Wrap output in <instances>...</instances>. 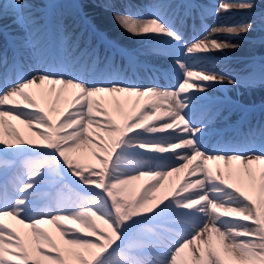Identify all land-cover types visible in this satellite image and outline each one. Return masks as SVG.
<instances>
[{
	"label": "snow or ice",
	"instance_id": "snow-or-ice-1",
	"mask_svg": "<svg viewBox=\"0 0 264 264\" xmlns=\"http://www.w3.org/2000/svg\"><path fill=\"white\" fill-rule=\"evenodd\" d=\"M100 6L128 35L158 42L154 51L173 60L175 83L129 82L135 50L119 62L85 58L66 33L59 46L45 45L33 0H0V18L12 14L35 57L26 65L14 52L10 61L0 47V264H264V123L205 145L209 91L264 87V62L239 78L210 67L215 53L240 47L220 37L246 36L256 20L214 25L189 41L169 15L172 0H155L147 13L133 0ZM255 7L256 0H218L215 12ZM12 120L36 129L39 140L24 138ZM83 146L99 167L80 162ZM143 177L151 179L139 194H125ZM49 224L59 241L42 227Z\"/></svg>",
	"mask_w": 264,
	"mask_h": 264
},
{
	"label": "bare ground",
	"instance_id": "bare-ground-1",
	"mask_svg": "<svg viewBox=\"0 0 264 264\" xmlns=\"http://www.w3.org/2000/svg\"><path fill=\"white\" fill-rule=\"evenodd\" d=\"M57 0H45V2H40V0H33V7L31 8V12L35 14L40 20H43V9H39V7L43 5H47L50 3H55ZM60 1V0H59ZM101 2V0H97ZM136 4H139L144 10L145 13L152 11L151 5L155 2V0H133ZM218 2V0H216ZM203 3H206V0H203ZM84 4V3H83ZM210 6L213 8V11L209 14L210 18L207 20V25L206 27L209 28L214 25H235L242 23L248 19H254L257 22V30L249 33L246 36H241L239 38H232V37H225L221 36V39H232L233 42H238L240 44V47L236 50H228L224 52H218L215 53L214 55H223L224 58H236V57H242V56H249L252 54H258V53H264V33L259 31L260 28V17L264 16V0H256V7L252 11H232L228 13H220L219 15L216 14L215 12V4L210 2ZM86 14L90 18L89 22L91 26L94 29L100 30L104 36L109 39L112 42H118V40L128 43L132 42L131 45H128L127 47L133 46L137 43L144 42V41H149V40H140L137 39L136 37L130 36L127 33H125L115 22V20L112 18V14L110 11L106 10L105 8L95 10L91 7H88L87 5L84 4ZM52 9L54 11V16L55 18L58 19L55 29H56V35L58 38H60L61 43L66 39L65 33L67 34L68 37H72L80 26H82V23L80 20H77V15L75 14V10L73 8V5H67V4H58L57 6H52ZM261 10V11H260ZM27 11V10H26ZM176 26L181 29L182 31V24L183 22L178 23L177 21H174ZM0 27L2 29V32L4 34H7L9 37L13 38L20 46L19 49L20 51H26L28 50L29 55V62L32 64V62L35 61V57L33 54V50L30 48L25 47L24 45V38H25V31H23L20 27L17 26L16 23L13 22V16L11 13H9L7 16H4L3 18H0ZM204 28V25L202 26V20L199 19L198 22L195 24L194 28L190 30L188 28V25L185 29L184 32V37L186 40H191L193 37H197L203 34L202 29ZM73 32V34H71ZM45 32L42 33L44 35ZM74 38H76L74 36ZM94 39V36H92V41ZM84 41V35L80 36L77 39L76 45H81ZM5 40L2 36V33L0 32V47L4 44ZM121 44V43H120ZM147 45H141L138 48L139 54L149 60H153L158 63H164L160 65H164L167 69H169L171 75L175 77V73L173 72V60L171 58H164V57H159L156 55V53L152 52L151 49H149ZM4 51L7 52V55L9 57V60L11 61L13 54L10 50L8 49H3ZM107 53V52H105ZM102 52H95L96 56L102 55ZM241 59V58H240ZM25 61V57H24ZM229 62V61H228ZM227 62V63H228ZM240 64V62L236 63ZM224 66H226L224 68ZM203 67V66H201ZM224 68L223 73H227L230 75H233L237 78L245 75L247 68H242L241 65L234 66L232 69H229V66L226 64L223 65L222 62L220 61L215 68ZM241 67V68H240ZM240 68V69H238ZM237 70V72H235ZM221 72V71H219ZM218 72V73H219ZM235 72V73H234ZM145 85V84H144ZM47 88V85L44 86ZM224 91L231 93L245 101H248L249 99H255V98H264V87H256L254 89H249L244 86H238L234 87L232 85H225L223 86ZM36 91V90H33ZM224 92L222 91V88L219 86L216 87L215 89L209 91L207 93L208 97H215L220 94H223ZM68 95V94H66ZM39 98V96H38ZM259 98V99H260ZM146 98H141L140 99V104L136 105L135 110L139 111L141 106L145 103ZM69 101H70V95H69ZM42 106L47 107L46 104L42 101ZM60 109H64L68 107V104L65 102V100L62 98L59 104L57 105ZM125 112L131 115L133 113V109L131 106V102H129L125 106ZM213 110V108L210 109V111L207 112V114L210 115V112ZM224 110L219 111L216 115L212 116L211 118V125H210V132L212 133L214 130V127L224 121H229L230 117L223 118ZM254 117V116H253ZM252 117V118H253ZM250 118L247 122H250ZM152 120V117H149L148 120L145 122H149ZM117 122L122 123V119L120 117H117ZM12 123L15 125L17 130L20 132V134L26 138V139H33V140H39L38 136L34 135V132L36 129H29L26 125L20 123L18 120H12ZM260 123H264V114H258L257 115V120L253 122V126L258 125ZM211 137L205 141V145L207 146L208 143L212 141V134L210 135ZM94 147V146H93ZM77 155L80 159L81 163L84 164H91L95 167H99V161L92 155V147L89 146H83L80 149L77 150ZM208 166L215 171L217 167L220 169H224V164L222 161H209ZM180 176H183V173L180 174ZM149 177H143L140 180L133 181L132 184L129 186V190L126 193H134V194H139L143 188V186L150 182ZM178 177L175 175L173 177L166 178L165 180L162 181V184L164 187L160 188L157 190L155 193L156 195H161L164 190L167 187H170L172 184H174L177 181ZM6 222L11 224L13 227H17L18 229L22 228L23 226L18 225L16 221L11 220V218H5ZM42 227L46 228L55 239L59 241V233L56 230L55 226L53 225H42Z\"/></svg>",
	"mask_w": 264,
	"mask_h": 264
},
{
	"label": "rangeland",
	"instance_id": "rangeland-1",
	"mask_svg": "<svg viewBox=\"0 0 264 264\" xmlns=\"http://www.w3.org/2000/svg\"><path fill=\"white\" fill-rule=\"evenodd\" d=\"M121 44H126L125 42H122V41H120V40H118ZM132 192V191H131ZM125 193V194H131V195H135L134 193ZM101 227H103V225L101 224Z\"/></svg>",
	"mask_w": 264,
	"mask_h": 264
}]
</instances>
